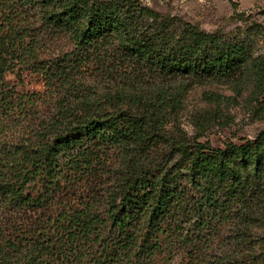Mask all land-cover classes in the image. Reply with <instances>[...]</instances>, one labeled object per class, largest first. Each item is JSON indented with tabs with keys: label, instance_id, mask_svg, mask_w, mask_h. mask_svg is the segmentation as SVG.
I'll return each instance as SVG.
<instances>
[{
	"label": "trees",
	"instance_id": "1",
	"mask_svg": "<svg viewBox=\"0 0 264 264\" xmlns=\"http://www.w3.org/2000/svg\"><path fill=\"white\" fill-rule=\"evenodd\" d=\"M144 16L158 21L160 14L135 0H0V264H152L178 253L186 264L245 263L237 254L246 234L219 255L211 245L237 210L244 219L260 206L264 130L224 149L179 147L180 159L164 167L150 157L166 112L152 104L124 108L141 101L116 93L56 103L39 126L12 132L30 97L7 75L32 68L50 74L41 54L59 36L82 52L114 50L135 70L194 82L243 69L239 50L214 34L190 26L175 38ZM254 67L260 74L264 60ZM108 149L120 151L122 168L98 194L90 178Z\"/></svg>",
	"mask_w": 264,
	"mask_h": 264
},
{
	"label": "rangeland",
	"instance_id": "2",
	"mask_svg": "<svg viewBox=\"0 0 264 264\" xmlns=\"http://www.w3.org/2000/svg\"><path fill=\"white\" fill-rule=\"evenodd\" d=\"M135 1L160 14L158 21L144 16L145 24L165 27V32L175 38L190 26L214 34L225 46L239 50L243 69L232 77L194 82L144 67L135 70L114 50L102 54L82 52L70 36H59L41 54L42 64L53 67L50 74L32 68L7 75L16 90L31 99L23 105V114L17 112L12 132L23 136L39 126L56 112V103L68 105L86 95L104 98L107 94L126 93L141 103H123L122 107L137 112L152 104L167 114L160 129L163 137L150 157L151 163L172 166L181 157L179 147L185 145L224 149L257 137L264 130V70L259 74L254 65L264 60V0ZM59 64L67 69L63 76L56 70ZM121 165L120 151L108 149L97 175L90 178L98 194L105 193ZM236 212L218 226L211 245L213 253L219 255L230 249L231 243L246 239L241 237L246 234L243 253L237 257L243 258L244 264H264V197L251 217L243 219L240 210ZM186 263L187 259L178 253L172 258L159 256L152 264Z\"/></svg>",
	"mask_w": 264,
	"mask_h": 264
}]
</instances>
